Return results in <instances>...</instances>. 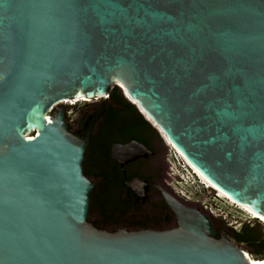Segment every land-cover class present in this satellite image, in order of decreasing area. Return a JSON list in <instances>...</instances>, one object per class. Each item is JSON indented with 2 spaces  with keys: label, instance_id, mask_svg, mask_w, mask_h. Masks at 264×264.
<instances>
[{
  "label": "water",
  "instance_id": "95a60500",
  "mask_svg": "<svg viewBox=\"0 0 264 264\" xmlns=\"http://www.w3.org/2000/svg\"><path fill=\"white\" fill-rule=\"evenodd\" d=\"M113 87L211 189L264 219V0H0V264H264L168 194L173 229L88 221L93 123L79 138L57 105L102 112Z\"/></svg>",
  "mask_w": 264,
  "mask_h": 264
},
{
  "label": "flooded vegetation",
  "instance_id": "af4514ba",
  "mask_svg": "<svg viewBox=\"0 0 264 264\" xmlns=\"http://www.w3.org/2000/svg\"><path fill=\"white\" fill-rule=\"evenodd\" d=\"M118 93L121 94L120 92ZM112 102L110 97H108L102 112H100L101 101H78L74 104H64L62 102L58 104L60 106L57 105L64 110V118L69 131L77 137L84 138L90 125L93 123L90 133V143L85 153V161L87 160L91 143L97 137L96 135L99 134L97 128L107 120V108ZM122 106H118L116 109L117 113L121 111ZM115 107L116 105H113V108ZM56 113L57 110L53 109L50 111L49 116L53 117ZM131 116H123L120 113L116 114L113 119V130L116 129L115 141L107 138L110 131L108 133H100L97 160L92 165H85L84 161L85 176L94 184L92 190L96 186H115L114 194L116 196L114 199L118 197L115 200V205H110L106 211L101 208L100 210H93L90 206L88 221L96 228L110 233L120 230L137 232L173 229L177 226L176 218L166 203L164 194L173 196L188 207L190 205L177 198L167 182L170 178L169 172L172 170L170 168L172 159H169L167 156L168 146L163 140L161 141L165 147H162V151L159 149V146L155 145L154 137L156 131H153V128L148 127L146 124H142L138 131L140 140L130 135H120V129L129 124ZM135 141L148 149L145 155H140L124 164H120L119 161L112 158L111 151L113 146H123ZM122 157L120 156V158ZM86 168L94 169L99 172V175L95 177L93 174L87 173ZM101 174H105L107 178H104ZM213 229L217 238L225 235L218 227H213Z\"/></svg>",
  "mask_w": 264,
  "mask_h": 264
},
{
  "label": "rangeland",
  "instance_id": "374dc122",
  "mask_svg": "<svg viewBox=\"0 0 264 264\" xmlns=\"http://www.w3.org/2000/svg\"><path fill=\"white\" fill-rule=\"evenodd\" d=\"M32 134L29 135L32 136ZM161 140L158 132H155L154 143L162 151V147L165 146ZM167 156L172 159L170 166L172 170L169 172L170 178L167 182L177 198L187 202L190 207L199 209L209 218L212 227H218L232 241L233 230L240 231L246 223L253 225L260 238L264 240V222L254 220L255 218L247 212L218 196L213 189L206 187L186 165L184 166L182 160L175 155L170 147L167 149ZM239 246L257 259L249 247L243 244H239Z\"/></svg>",
  "mask_w": 264,
  "mask_h": 264
},
{
  "label": "trees",
  "instance_id": "16d2710c",
  "mask_svg": "<svg viewBox=\"0 0 264 264\" xmlns=\"http://www.w3.org/2000/svg\"><path fill=\"white\" fill-rule=\"evenodd\" d=\"M119 90L117 87H113L109 91V96L110 99L113 101L112 104H110L107 108V120L102 124L99 125L97 128L99 134H97L95 137V140L91 143L88 154H87V160L85 161V165H92L94 161L97 160L98 156V151H99V146H100V133L105 132L109 133L107 138L110 140L115 141V130H113V122L115 115L120 113V115L123 116H131V120L129 121V124L125 125L122 127L120 135L125 136V135H130L131 137L140 140L138 131L139 127L142 124H146L148 127L152 128L145 120L144 118L137 113L136 109L134 106H132L129 102H127L124 97L118 93ZM113 105H116L115 108H113ZM119 105H123L121 111L117 113L116 109L118 108ZM112 131V132H111ZM154 131V129H153ZM114 132V133H113ZM113 133V134H112ZM87 173L93 174L95 177L99 175V172L95 171L94 169L91 168H86ZM104 178H107L105 174H101ZM115 192V186L111 185H105V186H99L95 187L94 190H92L91 195H90V206L91 209H99L100 208L104 211L108 210V207L110 205H115L117 200L116 196L114 194ZM257 221H260L258 219H254ZM262 222V221H260ZM263 223V222H262ZM232 239L235 243L243 244L251 249V252L254 254V256L257 259H263L264 258V240L260 238L259 233L257 230L253 227V225L246 223L243 227H241L240 231H234L233 230V235Z\"/></svg>",
  "mask_w": 264,
  "mask_h": 264
},
{
  "label": "bare ground",
  "instance_id": "6f19581e",
  "mask_svg": "<svg viewBox=\"0 0 264 264\" xmlns=\"http://www.w3.org/2000/svg\"><path fill=\"white\" fill-rule=\"evenodd\" d=\"M78 101H90V100H87V99H84V98H79V99H72V100H63V101H61L60 103H72V102H78ZM59 103V104H60ZM33 135V134H32ZM27 137H31L30 135H28ZM174 151V150H173ZM175 152V151H174ZM118 154V155H117ZM135 154H140V149L139 148H137V149H135L134 151H132V150H129V149H126V148H119V149H117V150H115V157L117 158V159H120V160H122V161H124V160H128V159H130L131 157H133ZM175 155H177L178 156V158L180 159V160H182V162H183V164H184V166L186 165L187 166V168H189V170L193 173V175L194 176H196V178L197 179H199L200 180V182H202L206 187H208V188H211V186L208 184V183H206L205 181H204V179L203 178H201L190 166H188V164L184 161V159L177 153V152H175ZM120 156H123L122 158H120ZM214 191H216L217 192V194H218V196H220L221 198H223V199H226L227 201H229L231 204H234V205H236V207L238 206L240 209H242V210H244L245 212H247L251 217H253V218H255V219H258V220H260V221H262V222H264V219L261 217V216H259V215H257V214H255V213H253L251 210H249L247 207H244V206H241V205H239V204H236V203H234L233 201H231L230 199H228L225 195H223V194H221L220 192H218L217 190H214ZM169 195V194H168ZM172 199H175L173 196H171V195H169Z\"/></svg>",
  "mask_w": 264,
  "mask_h": 264
},
{
  "label": "built area",
  "instance_id": "2783aa9c",
  "mask_svg": "<svg viewBox=\"0 0 264 264\" xmlns=\"http://www.w3.org/2000/svg\"><path fill=\"white\" fill-rule=\"evenodd\" d=\"M74 103H76V102H72V103H70V104H74Z\"/></svg>",
  "mask_w": 264,
  "mask_h": 264
}]
</instances>
